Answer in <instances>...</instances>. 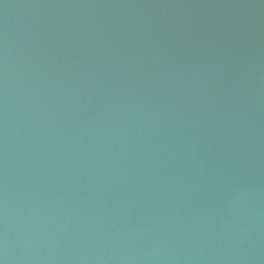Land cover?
<instances>
[{"label": "water", "instance_id": "water-1", "mask_svg": "<svg viewBox=\"0 0 264 264\" xmlns=\"http://www.w3.org/2000/svg\"><path fill=\"white\" fill-rule=\"evenodd\" d=\"M0 264H264V0H0Z\"/></svg>", "mask_w": 264, "mask_h": 264}]
</instances>
